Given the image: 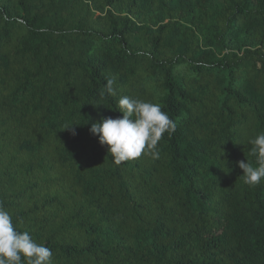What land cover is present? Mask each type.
I'll return each instance as SVG.
<instances>
[{
	"label": "trees",
	"instance_id": "trees-1",
	"mask_svg": "<svg viewBox=\"0 0 264 264\" xmlns=\"http://www.w3.org/2000/svg\"><path fill=\"white\" fill-rule=\"evenodd\" d=\"M122 96L176 122L159 159L89 132ZM261 132L264 0H0V206L51 264H264Z\"/></svg>",
	"mask_w": 264,
	"mask_h": 264
},
{
	"label": "clouds",
	"instance_id": "clouds-1",
	"mask_svg": "<svg viewBox=\"0 0 264 264\" xmlns=\"http://www.w3.org/2000/svg\"><path fill=\"white\" fill-rule=\"evenodd\" d=\"M114 82V79L107 80L106 94H116ZM117 106L122 116L101 118L89 128V132L98 137V143L107 146L112 162L119 165L142 154L159 159L158 142L165 133L175 132L176 122L159 103L122 96ZM72 125H65L63 130L75 135ZM249 144L255 165L244 160L238 161L237 167L242 170L243 182L254 186L264 179V132L250 139ZM51 257L52 250L37 243L28 231H18L10 212L0 206V264H51Z\"/></svg>",
	"mask_w": 264,
	"mask_h": 264
}]
</instances>
